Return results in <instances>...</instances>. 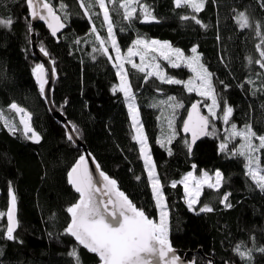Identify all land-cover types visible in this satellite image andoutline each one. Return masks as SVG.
<instances>
[{"label":"trees","instance_id":"16d2710c","mask_svg":"<svg viewBox=\"0 0 264 264\" xmlns=\"http://www.w3.org/2000/svg\"><path fill=\"white\" fill-rule=\"evenodd\" d=\"M49 2L66 23L57 38L41 24L32 27L25 0H0V20L11 18L13 21L10 27L0 26V111L19 129L13 134L5 124H0V252L3 253L0 264H76L69 255L74 248L79 264H99L95 254L64 232L70 220L66 209L79 199L68 183V172L83 149L66 139L63 124L53 117L39 92L32 72L36 64H41L31 49L33 33L39 47L43 46L54 62L55 108L79 129L76 134L102 170L114 178L138 208L157 223L160 209L155 204L139 144L132 138L134 130L125 97L119 91L112 92L119 84L114 59L110 61L100 52H93V48H99V42L91 32L92 24L95 23L98 34L104 39L107 38L106 26L95 16L91 20L85 16L77 0ZM61 3L67 6L63 10L59 7ZM143 3L158 22L142 23L137 19L129 27V22L120 14L111 12L110 5L120 48L128 49L137 37L167 41L185 55L191 54V48L196 46L201 63L212 73L218 97H222L220 107L223 108L226 101L233 108L230 123L213 119L215 133L207 135L189 152L185 144L189 138L182 135L180 127L189 106L203 98L195 92L188 93L182 85L163 84L156 77L145 83V73L131 67L127 69L162 185L169 240L181 255L191 252L188 258L196 264L209 261L264 264V252L258 251L264 248V191L246 175V158L232 155V150L239 149L242 143L239 138L228 141V151L219 150L231 131V123L238 128L250 124L258 134H264V69L255 62H248L249 58L253 61L260 58L256 45L264 39V0H205L199 13L186 7L176 8L174 0H143ZM240 12L248 16L251 27H239L236 17ZM185 15L190 18L181 19ZM193 15L207 27L196 24L191 19ZM257 23L261 26V36L256 35ZM77 40L81 42L76 43ZM162 68L166 75L184 81L192 74L183 66L172 68L165 63ZM249 80L253 83H247ZM169 95L182 100L184 108L178 109L177 135L167 145L161 142L159 108L151 105ZM13 102L31 113L30 124L41 137L39 143L25 138L19 116L9 108ZM206 103L209 105L208 100ZM200 105L208 115L204 103ZM215 111L222 116L219 108ZM255 155L259 157L260 166H264V149ZM193 165L208 173L219 170L223 177L218 189L204 187L195 210H190L183 184L177 183L175 188L171 184L181 181L194 169ZM9 184L16 195L18 227L13 233L14 240L5 238ZM226 193H230L226 203L231 207L221 203ZM204 205H209L213 211L199 212ZM237 245H241V251L252 250L250 260H242L236 254Z\"/></svg>","mask_w":264,"mask_h":264},{"label":"snow or ice","instance_id":"6c2138e0","mask_svg":"<svg viewBox=\"0 0 264 264\" xmlns=\"http://www.w3.org/2000/svg\"><path fill=\"white\" fill-rule=\"evenodd\" d=\"M205 0H174L176 8L186 7L190 8L194 13H199L204 7ZM25 4L29 9V14L32 19L45 20L48 28L51 29V35L57 36V32L64 27L62 17L57 14V10L49 2V0H25ZM78 6L82 9L83 14L90 20L93 16L101 19V24L106 26L107 39L101 38L98 34L97 26L92 24L91 32L96 34L95 40L99 42V48H93V52H100L101 55L106 56L110 61L113 57L109 55L110 46L117 53V60H126L131 64L132 69H137L141 73H145L143 81L145 83L152 77H156L161 83L168 85H182L188 93L195 92L198 96L204 98L203 101L193 102L191 110L188 112L187 119L184 120L182 131L184 133H191L192 143L199 137V135L214 134L216 129L211 124L213 119H222L224 124L230 123V118L233 114V108L224 102L223 108L220 107V99L218 97L213 84L212 73L200 62V56L197 54V47L191 48V56H185L184 52L179 48H173L168 42H160L155 39H146L137 37L133 40L132 46L127 49V57L120 56V49L117 47V41L114 32V22L110 14L109 5H111V12H116L122 16V19L129 22V27L133 20L139 19L142 23L158 22L157 18L152 14L150 8L143 3V0H77ZM60 10L67 6L60 4ZM98 8L99 11H92ZM40 9V10H37ZM139 9V14H138ZM46 10V14H45ZM190 17L185 15L181 19L187 20ZM192 20L202 27V22L193 15ZM236 21L241 29L251 27L248 16L244 12H240L236 17ZM11 18L7 20H0V26L10 27L12 24ZM260 25H256V35L261 36ZM121 31L124 29L121 28ZM77 40L76 43H80ZM264 39L261 44H257L256 48L259 52V59L253 61L249 58V63L255 62L262 69H264ZM40 51L47 56L48 52L41 46ZM158 53L159 57L167 61L172 68L186 67L195 73L194 79L187 81L170 77L162 70L159 63L152 64L156 59L154 54ZM133 57H139L140 66L134 62ZM95 59V56H93ZM148 61L145 64V61ZM54 64V62H53ZM114 67L118 69L120 83L118 86L112 88L113 94L117 91L123 93V96L128 102V112L131 117L132 126L135 129V135L132 137L140 148V155L144 159L147 168L148 177L151 181V191L153 193L155 204L160 209L159 223L150 219L143 210L137 209L131 201L115 189L116 181L110 179L103 172L99 175L103 177L102 181H94L92 174L87 167L86 157L80 155L75 165L68 172V183L74 188L75 192L79 194V199L76 203L69 206L66 211L70 215L69 223L64 232L75 239L78 245L83 246L90 253H94L99 257L100 264H196L195 260L181 261L180 257L175 253L169 237H168V213L165 210L166 204L162 193V185L155 174V165L151 160L147 149V137L144 135L143 126L139 120V109L134 103V95L132 92L131 83L128 80V73L124 69V63L115 64ZM152 67L155 70L149 71ZM33 75L39 85V92L45 100L48 99L45 85L48 83L46 78V70L43 64H36L32 69ZM51 75H56V69L51 68ZM223 83V82H221ZM247 83H253L249 80ZM243 86V85H241ZM227 88V85H225ZM157 91H161L157 89ZM210 99L211 104L208 105L206 101ZM66 103V101H65ZM204 103L207 108L208 115H202L199 111L198 105ZM154 108H167L172 114V119L167 120L168 128L173 129L172 135L176 134L173 128V119L176 111L184 108V103L176 96H167L166 99L159 100L157 103L151 105ZM9 108L19 116V124L23 126V134L26 139L34 143H39L40 135L31 127V113L24 108L18 106L13 102ZM220 109L222 116H219L215 109ZM0 119L4 120L5 126L10 132L15 134L19 129L12 119H5L4 114L0 111ZM211 127L212 131L208 129ZM66 139L69 142L74 140L73 133H78L79 129L75 125L65 123ZM230 133L225 136L224 141L219 145L221 152L228 151V141L239 138L242 143L239 149H233L232 155H239L246 158L247 169L246 175L250 177L251 181L261 191H264V168L259 164V157L255 154L261 149H264V134H258L253 130L250 124H245L242 128H238L235 123L230 124ZM30 133V135H29ZM78 139V137H76ZM172 137H168V143H171ZM254 141H258V144ZM186 146L191 151V143L185 141ZM169 154L170 150H169ZM90 155V154H89ZM195 167V165H193ZM97 170L99 165H96ZM215 182H212V177L204 172L200 179H196L190 171L179 182L173 181L171 187L175 188L177 183H182L186 193L187 204L190 210H195L193 206L198 203L197 197L200 195L201 186L207 184L209 188L218 189L221 186L222 173L216 170ZM139 179V177H137ZM194 183V188L190 190L189 182ZM99 184H103L107 191H103ZM110 193H114L115 199ZM230 193H226L221 200L226 207H231V204L226 203ZM10 207L7 211L8 227L6 229V239L14 240L13 235L17 226L15 219L16 210V195L9 184ZM107 196L105 200L103 197ZM112 207H109V206ZM212 207L204 205L199 208V212H211ZM237 255L242 260L251 259V249L241 251V245H237L234 249ZM264 252V248L258 249ZM3 253L0 252V255ZM76 264H79V256L77 250L74 248L70 253ZM208 264H212L211 261Z\"/></svg>","mask_w":264,"mask_h":264},{"label":"water","instance_id":"95a60500","mask_svg":"<svg viewBox=\"0 0 264 264\" xmlns=\"http://www.w3.org/2000/svg\"><path fill=\"white\" fill-rule=\"evenodd\" d=\"M37 10H40V9H37ZM45 14H46V10H45ZM58 14V13H57ZM30 15V14H29ZM59 15V14H58ZM31 18V17H30ZM31 21H32V27L35 28L36 26L38 25H43L45 26V28L47 29V31L51 34V29L48 28L47 26V22L45 20H39V19H32L31 18ZM62 22L64 24V27L61 28L58 32H57V36L54 37V38H57L58 35H60L65 27H66V23L63 21L62 19ZM31 49H32V52H33V55L34 57L36 58L37 61H39L41 64H43L45 66V70H46V78L48 79V83L45 85V89H46V93H47V96H48V99L46 100L47 102V105L50 109V112L51 114L53 115V117L58 120L59 122H61L65 128V123L67 124H70L69 121L66 119V117L60 113L54 106V103H53V90H54V85H55V82H56V78H57V74L53 77L51 75V68L53 67V63L49 57V55L45 56L41 51H40V47H39V44H38V41H37V38H36V35L33 33L31 35ZM195 102H199V101H195ZM198 108H199V111L202 115H206L203 110H202V107L201 105L199 104L198 105ZM191 110V105L189 106L188 110H187V113H186V116L184 118V120L187 119V115H188V112ZM183 120V122H184ZM183 122L181 124V127H180V131L182 133V135L186 136L189 138V142L191 143V151L190 152H193L194 148L196 147V145L201 141L203 140L205 137H207V135H199V137L195 140L194 143H192V135L191 133H184L182 131V125H183ZM71 125V124H70ZM210 129V128H209ZM208 129V131H209ZM66 132L68 131V129H66ZM74 135V140L72 141L76 146L80 147L83 149V154L85 157H86V161H87V167H88V170L89 172L92 174L93 176V180L94 181H102L103 180V177H101L99 175V172H103L105 175H107L110 179L114 180V178H112L109 174H107L104 170H102L101 166L99 165V163L96 161V159L94 158V156L92 155V153L89 151V149L87 148V146L80 140V138L78 137V135L76 133H73ZM78 137V139L76 138ZM90 154V155H89ZM78 160V159H77ZM76 160V162H77ZM75 162V163H76ZM75 163L73 164V166L75 165ZM96 165H99V169L97 170L96 168ZM72 166V167H73ZM71 167V168H72ZM71 170V169H70ZM99 187H101L103 189V191H107V189L104 188V185L103 184H99L98 185ZM115 189L120 191V192H123L120 188H119V185L118 183L116 182V185H115ZM124 193V192H123ZM79 195V194H78ZM109 195L112 196L113 199H115V196H114V193H110ZM124 195L128 198L129 201H131V203L139 210H141L140 208H138L134 203L133 201L124 193ZM105 200L108 199L107 196H104L103 197ZM109 207H112L111 205ZM146 214V213H145ZM147 215V214H146ZM148 216V215H147ZM149 217V216H148ZM15 219L17 221V226L15 228V231L18 227V220H17V211L15 210ZM151 219V218H150ZM154 220V219H152ZM7 221H8V218H7ZM155 221V220H154ZM156 222V221H155ZM14 231V232H15ZM73 238V237H72ZM74 239V238H73ZM75 240V239H74ZM170 241V240H169ZM171 243V241H170ZM172 245V243H171ZM83 247V246H82ZM173 247V246H172ZM84 248V247H83ZM85 249V248H84ZM173 249L175 250V253L180 257V260L181 261H192L190 260L188 257L190 255H192L191 252H187L183 255H181L174 247ZM87 250V249H86ZM88 251V250H87ZM89 252V251H88ZM199 253L202 254V251L199 250ZM94 254V253H92ZM96 255V254H95ZM97 256V255H96ZM98 257V256H97ZM99 258V257H98ZM209 260V259H208ZM100 264V262H99ZM214 264V263H212Z\"/></svg>","mask_w":264,"mask_h":264},{"label":"rangeland","instance_id":"374dc122","mask_svg":"<svg viewBox=\"0 0 264 264\" xmlns=\"http://www.w3.org/2000/svg\"><path fill=\"white\" fill-rule=\"evenodd\" d=\"M109 8H110V5H109ZM107 39V38H106ZM149 40H151V39H149ZM155 40H158V41H160V42H167V41H162V40H159V39H155ZM169 43V42H168ZM107 46L109 47V55H113V59H114V62H115V64H119V63H124V69H125V71H127V69L129 68V67H131V64H129V63H127V61L126 60H117L116 59V56H117V53L115 52V50H113L112 48H111V46H110V42H108V44H107ZM132 46V45H131ZM130 46V47H131ZM172 46V45H171ZM117 47H119V49H120V56L121 57H127V49L126 50H123V49H121L120 48V46L118 45V43H117ZM173 47V46H172ZM173 48H175V47H173ZM111 52V53H110ZM198 54V53H197ZM155 56H156V59L155 60H153L152 61V64H155V63H159L160 64V66H161V70L165 73V71H164V69L162 68V66H163V64H165V63H168L167 61H165V60H163L162 58H160L159 57V54L158 53H156V54H154ZM191 55H193L192 53L191 54H189V55H185V56H191ZM199 55V54H198ZM133 60H134V62L135 63H137L138 65H140V66H144L143 64H141V62H140V60H139V57H133ZM200 62H201V60H200ZM145 64H147L148 63V61L146 60L145 62H144ZM169 64V63H168ZM132 68V67H131ZM118 70V69H117ZM149 71H154L155 69L154 68H152V67H150L149 69H148ZM191 71V70H190ZM192 74H191V76H190V78H188V79H194L195 78V73H193V72H191ZM187 79V80H188ZM128 80L130 81V79H129V76H128ZM186 80V81H187ZM119 83H120V80H119ZM119 85V84H118ZM132 92H133V90H132ZM123 94V93H122ZM133 95H134V93H133ZM164 99H166V98H164ZM204 99V98H203ZM160 100H162V99H160ZM125 101H126V104H127V106H128V102H127V100H126V98H125ZM208 101H209V105L211 104V100L210 99H208ZM134 103H135V105L137 106V102H136V100H135V97H134ZM137 108H138V106H137ZM159 111H160V126H161V142L162 143H164V144H169L168 143V137L169 136H171L172 137V139H171V141L176 137V135H177V119H178V115H179V113H178V110L176 111V114H175V118L173 119V128H174V130H175V132H176V134L173 136L172 135V132H173V129H169L168 128V124H167V120L168 119H172V114H171V112L169 111V110H167V108L166 107H164L163 108V110L161 109V108H159ZM139 120H140V116H139ZM132 122V121H131ZM140 123H141V120H140ZM0 124H4V120L3 119H0ZM142 124V123H141ZM143 126V125H142ZM133 127V126H132ZM133 130H134V135H135V129L133 128ZM143 132H144V128H143ZM144 135H145V132H144ZM139 148H140V146H139ZM147 149H148V152H149V155H150V157H151V160H152V162L154 163V160H153V157H152V155H151V153H150V150H149V147H148V144H147ZM142 157V156H141ZM142 159H143V157H142ZM143 161H144V159H143ZM144 165H145V163H144ZM155 165V164H154ZM262 168H264V166H261ZM145 169H146V171H147V168H146V166H145ZM192 173H193V176L196 178V179H200L202 176H203V173H204V171H201V170H197L196 169V167H194V169L191 171ZM221 172V171H220ZM148 173V172H147ZM208 173V172H207ZM215 173V172H214ZM214 173H208L211 177H212V182L214 183L215 182V175H214ZM155 174H156V168H155ZM187 175V174H186ZM156 177H157V174H156ZM223 177V176H222ZM158 178V177H157ZM151 182V181H150ZM221 183H222V180H221ZM207 186V184H204V185H202L201 186V192H200V195H201V193H202V190H203V188L204 187H206ZM184 187V186H183ZM189 188H190V190H192L193 188H194V183L192 182V181H190L189 182ZM200 195L197 197V200H199V197H200ZM185 199H186V202H187V199H188V197L186 196V193H185ZM197 204H195L194 206H193V208L196 206ZM166 210V209H165ZM167 211V210H166ZM167 213H168V211H167ZM159 220H160V216H159ZM159 220H158V223H159ZM167 220H168V216H167Z\"/></svg>","mask_w":264,"mask_h":264}]
</instances>
